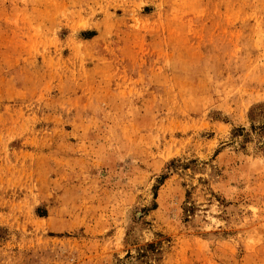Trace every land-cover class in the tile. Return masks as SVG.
I'll use <instances>...</instances> for the list:
<instances>
[{"label": "rangeland", "instance_id": "obj_1", "mask_svg": "<svg viewBox=\"0 0 264 264\" xmlns=\"http://www.w3.org/2000/svg\"><path fill=\"white\" fill-rule=\"evenodd\" d=\"M0 264H264V0H0Z\"/></svg>", "mask_w": 264, "mask_h": 264}, {"label": "trees", "instance_id": "obj_2", "mask_svg": "<svg viewBox=\"0 0 264 264\" xmlns=\"http://www.w3.org/2000/svg\"><path fill=\"white\" fill-rule=\"evenodd\" d=\"M149 248V247H148ZM148 248H146V249H148ZM146 251V250H145ZM146 256V253H142L141 255H140V257H145Z\"/></svg>", "mask_w": 264, "mask_h": 264}]
</instances>
